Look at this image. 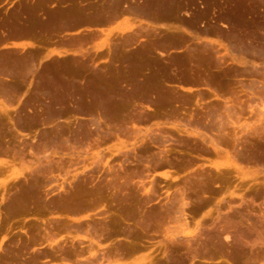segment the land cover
I'll return each mask as SVG.
<instances>
[{
	"label": "rangeland",
	"instance_id": "obj_1",
	"mask_svg": "<svg viewBox=\"0 0 264 264\" xmlns=\"http://www.w3.org/2000/svg\"><path fill=\"white\" fill-rule=\"evenodd\" d=\"M147 3L133 73L111 39L91 115L0 125V264L46 238L89 264L132 239L142 264H264V0Z\"/></svg>",
	"mask_w": 264,
	"mask_h": 264
},
{
	"label": "crops",
	"instance_id": "obj_2",
	"mask_svg": "<svg viewBox=\"0 0 264 264\" xmlns=\"http://www.w3.org/2000/svg\"><path fill=\"white\" fill-rule=\"evenodd\" d=\"M147 4V0H0V117L7 119L0 125L75 122L91 115L97 92L94 79L104 75V65L113 58L111 39L127 53L123 71L132 75L135 27L149 24ZM57 12L63 14L60 27L52 34L42 31ZM140 39L144 42L145 37ZM62 81L80 86L65 89ZM2 178L6 177L0 176V184ZM46 240L26 251L29 264H89L87 252L47 253ZM121 253L119 264H142L147 258L133 239Z\"/></svg>",
	"mask_w": 264,
	"mask_h": 264
},
{
	"label": "bare ground",
	"instance_id": "obj_3",
	"mask_svg": "<svg viewBox=\"0 0 264 264\" xmlns=\"http://www.w3.org/2000/svg\"><path fill=\"white\" fill-rule=\"evenodd\" d=\"M72 21H74V20H72ZM66 22V21H65ZM96 204V203H95ZM39 212V211H38ZM40 218V217H39ZM47 226V225H46ZM45 233V232H44ZM45 237H47V236H45ZM50 237V236H49Z\"/></svg>",
	"mask_w": 264,
	"mask_h": 264
}]
</instances>
